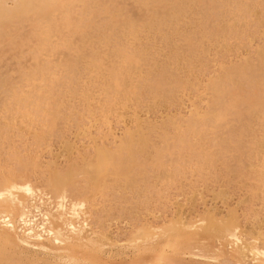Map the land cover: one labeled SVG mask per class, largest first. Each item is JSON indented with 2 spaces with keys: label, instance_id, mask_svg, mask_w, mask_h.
I'll return each instance as SVG.
<instances>
[{
  "label": "bare ground",
  "instance_id": "1",
  "mask_svg": "<svg viewBox=\"0 0 264 264\" xmlns=\"http://www.w3.org/2000/svg\"><path fill=\"white\" fill-rule=\"evenodd\" d=\"M9 1H11V4H9ZM136 1L140 4L144 3L143 7H145L144 5L148 0ZM163 1L170 5L168 12L164 15L162 13L160 14L159 10L161 9V6H151V10H149L150 15L147 17L146 23L144 24V22L141 21L144 25L142 24L143 26L140 27L136 25L137 23L133 19V7L128 6V8L125 9L121 3L122 1L0 0V57H3L2 59H16L19 61L25 57L26 53H29L31 60V64L29 65L24 64V61V63L20 61L19 69L15 70V76H12L8 71L0 73V147H2L1 144L4 141L9 143V141L12 140L13 134H16L17 137H20L19 140H22V137H25L30 133L36 149L39 148L37 145L40 144L39 146H41L44 137H48V139L50 138V133L54 136V131L55 133L58 131V134H60L59 132L62 128L60 127L57 130L55 124H57L56 126L60 124V126L63 127L65 122L67 123V121L72 120L70 124L69 122L68 124L74 125L76 122V124L72 126L79 128V131L82 122L81 118L86 115H89V118L104 117L108 112L112 113L114 110H116L117 114H121L122 111L119 113L117 109H115V106L120 105L123 110H127L128 103L130 102H133L135 106L140 104L142 107V104L145 103H149L147 105L151 106L157 103L156 100H167L170 98V95L172 94H170V92H172L170 89L175 87L179 81L182 82L187 79L183 80L181 78V80L179 78L180 80H177L176 77H179L178 74L181 69H179L178 74L175 72L177 71L176 69L180 67L179 64H186V69L188 66L189 68H195V59L209 49H205L206 47L204 46V48L199 46L201 45L199 44L200 39L195 38L194 36H188L190 34H186L184 31L187 25L193 26L195 32L198 29L201 30L204 16L200 10V0ZM187 1L188 3L189 1L193 2V4H191L193 8H188L191 13L189 14L191 15L189 18L185 15L187 13L185 2ZM148 3L150 4V2ZM207 9L208 7L206 10ZM135 14L136 13H134V15ZM262 16H264V0H242L237 11L231 17L222 20V25L226 28V32H228L229 36L234 35L236 38H239L240 36L246 35L245 32L247 33L248 31H245V28L247 29L248 25L251 23L263 24L264 20L262 21ZM193 23H195V25ZM218 29L219 28H214L210 31V34L207 37L208 42L211 41V38L213 37L218 38L219 33H221L218 32ZM139 34H145L147 36L148 39H146V42L144 43L146 46L141 44V41L138 38ZM246 36L248 37V35ZM188 37L193 40H188ZM137 40L139 42L138 44L134 42ZM223 42V48L224 45L226 48L228 44H226L225 40ZM237 42L238 40L236 43ZM154 45L158 46L155 47ZM231 46L229 45V48ZM233 46L235 47V45ZM258 48L257 51L259 49L261 50H259L258 53L257 51L255 53L257 56L256 61H253L250 58H244L239 64H232L226 68H222L221 71L226 74V80H230L229 85L224 84L223 79L219 74L212 77L211 80L209 79L207 84V89L209 90L208 93L213 97L215 96V98L220 96L224 102V107L220 109L217 106V103H210L208 109L204 111L205 113L203 112L204 114L194 111V113L197 114H192L186 119L185 124L182 126L180 123L184 121H178L179 123H176L178 127L175 129L174 126H176V124H174L173 121L175 118H171L172 120L169 121L168 124L173 126L170 127L175 130V135H170V132L168 133L169 130L166 129L168 124L164 125V122H166L165 120L162 122V126L164 125L166 127L165 129L168 131H162L161 135V130L158 128H161L162 126L160 127L156 125V128L153 125H149L148 129H150V126H153L160 130L158 131L160 132L159 137L158 135L156 137H158L157 139L159 141H157L160 145H165L164 148H167L169 145L178 147L189 144L190 147H186L191 149L194 158L190 156V159L188 158L186 161H181L182 167L185 164L188 165L187 170L190 171L189 173H195L202 176L205 173L204 171L210 170L214 161H217L216 159L220 158L224 161V164L226 163V168L229 169V162L232 159V157L226 153V149L222 151L223 154L221 155L215 154L214 147H211L210 143L207 141H204V144L201 146L200 142L208 130L201 129L199 123L208 119L213 120V123H223L226 120L225 116L227 115V112L231 110L229 108L230 106L238 109L242 119L247 122L252 118L260 117V115H263L264 117V84L254 83L245 90L243 85L235 80V76L247 73V71H251L256 75V80L258 81L262 80L261 77L264 79V49ZM227 49L228 48H226V50ZM64 50L65 52L68 51V56L66 61L60 63L57 60V56L59 54L63 55L62 51ZM160 54L161 56L163 55V58L161 57L162 60L158 61V58L156 59L155 57L157 55V57H159ZM173 63H176L179 67L174 66L175 64L173 65ZM172 66H174V68L176 67V69L174 70ZM171 67L173 68V71H175V74L171 73ZM157 77H162L161 80H164L162 81L163 83H161V86H159L160 81H157ZM154 79L157 83H154L156 82ZM185 81L183 83H186ZM65 98L67 100L66 102L64 101ZM75 98L77 101L79 98L78 102H81L80 108L82 107V109L79 107L77 108V106L73 107L75 104H72L71 101L70 104L68 103V100L71 99H73L74 102ZM238 103L244 105L245 109L240 110L239 107H237L239 105ZM63 108L68 110L66 111L68 112L67 114L63 113L65 111ZM261 112L262 114H260ZM133 116L135 117L133 119V123L135 122V126L133 125L134 128H131L130 126V128L127 129L125 127L124 135L119 137V142H115L117 143V146L114 150L109 149V146L107 148V146L104 145L99 146L98 144H93V154L91 153V155H89L90 158L88 159V155H84V157H87V160L84 159L87 162L82 161L84 165L83 170L82 172L79 171L77 173L81 172L80 174L86 176L85 179L84 177L81 178L85 181L84 186L87 190V194L90 193L84 200V202L88 204V207H90L91 192L94 190L93 185H96L97 187L102 184V186H104V182L100 183L99 181H101V179L105 180V176H108L110 171L112 172L110 173L112 176L114 174L113 170H120L118 168L123 170L125 166L124 172L128 170L130 171L133 164L129 165V167L127 166L129 162L133 163L134 161H139L141 158L146 161V164L148 161V164H151V161H155L154 164L159 166L161 162V154H156V150H160L158 147L159 144L156 142V144L152 143L151 139H149L150 137L148 138L146 136L147 131L144 132L145 135L143 132H140L145 130V127L148 124L143 125V129L139 124L141 121H139V116H136L135 113ZM88 117L85 118L89 119ZM58 120L62 121L63 125H61L62 122L59 123ZM85 121L86 120L84 119V122H82L83 128L81 127V131L83 133L80 134L82 136L86 133V131H84V127H87ZM175 121L177 122V120ZM68 124L65 125L68 126ZM260 127L263 128H261L262 135L259 137L258 134L257 138H254L249 143L250 153L243 157L246 160L243 173L245 176L247 171L248 175H252L250 177L254 180L252 182H255V187L253 185L251 187V183H248L251 187L249 193L252 191V195L256 194L255 196L257 197L258 193H260V196H262V202L260 199L259 200L263 203L262 205L264 207V124ZM163 129L164 128L162 127V130ZM212 130L214 132V126L212 127ZM63 132L64 131H62V133ZM45 134H47V136ZM77 134H79V132ZM109 134L114 136L111 133ZM65 140L66 139L63 141L61 140V145H65L67 149L69 147L71 148L73 144L68 143L67 141L66 143ZM22 141L25 144L24 139ZM13 146H15V143ZM63 147L62 149L65 150L66 148ZM149 147L153 150L155 149V155L149 156L147 159L145 158L147 154H145V152ZM13 150L11 153L4 155V157L6 158L7 155H12L8 161L12 160V162L16 163V168L13 166L7 167L0 165V224H3L0 225V264H114L115 262H107L109 261V258L112 259V256L106 252H104V254L101 252L98 256H92L93 254H90L91 252L89 253L85 249L76 250V247H85L90 248L91 250L105 244L104 242L99 241V239L104 238L110 240V238L114 236L110 237L111 235H105L91 227L90 223H92V215H87L84 212L78 213V210L83 208L84 205H81V203H78L71 197V187L79 188L74 185L76 182L73 181V179L71 180V178H73L72 173L75 171V165H70L66 167V169L63 168L65 169L63 171L60 169H52L46 170L45 172L47 173L44 172L45 174L40 172L39 175L42 176L39 177H42V182H38V184H42V188L40 186L37 188L36 185L38 184L35 185L30 182L27 175L24 173L30 170L33 174L34 169L37 167L39 168V156L36 152L34 155H31L33 149L30 153L27 152L26 155H19V152L17 153ZM1 154L3 155L2 151ZM84 154H87V152ZM9 156L7 157L9 158ZM236 156L237 158L241 157L239 155ZM142 159L140 161H142ZM176 162L177 164L181 163L180 161ZM163 163L164 162L162 161L161 164ZM152 165L153 163L151 166ZM141 166L142 165L140 164L138 167L143 169ZM143 166L146 168V165ZM179 166L181 165L179 164ZM169 167L168 169L171 168V170L173 169L174 171V168ZM126 168L129 169L126 170ZM147 168L146 170H148L147 172L149 173V169ZM213 168L215 169V166ZM141 169L137 168L138 171ZM160 169L156 170L159 174H154V177H157L162 172L164 173L168 170ZM117 170L115 173L121 174V172H117ZM146 170L144 172H146ZM178 170L177 171L180 172L179 174L181 175V168ZM134 171H132V175H134ZM154 171L153 173H155ZM177 171L175 169V172ZM124 172L122 174H126ZM175 172L173 174H175ZM134 173L136 174L137 172ZM150 173L151 175L153 174L151 170ZM74 174L76 175L75 172ZM164 174L161 175L165 176ZM118 175L119 174H117V176ZM135 178H137V176H135ZM164 178L167 179V177ZM124 179L122 181H124ZM125 180H127V178ZM122 181H120L122 184L126 182ZM108 182L111 181L108 180ZM109 185L110 184L108 183V187ZM130 185L135 186L134 184ZM102 186L101 190L104 191ZM106 189L108 190V188ZM217 193L218 195L221 194L218 191ZM93 194L96 193L93 192ZM209 212L201 216L202 218H200V221L202 222L196 223L197 225L193 226L192 231L194 232H189L188 228H184L187 231L186 233L189 232L193 236L196 235L195 238L191 236L183 239L180 236L181 239H178L179 234L185 230H177V227L183 228L185 225L191 224V221H182L180 218H178L179 220H174H178V223L174 222L175 225L170 224L169 222L171 221L168 222L169 225L166 224L168 225L166 227H164L163 224H160L161 232L165 233H163L165 238L162 237L161 239H151V235H153L154 232L151 230V226H147L148 224L136 228L130 233L129 237L122 242L124 243L122 246L128 248L130 255L129 257L127 256V259L125 258V261H121L123 263H119L168 264L171 259L179 260L180 255L182 254H187L190 257H198L201 254L200 257L203 256L202 258H205L203 254L205 253L206 255L205 251L211 249L208 250V245L210 244V246H212L213 242H210L208 239L209 244L205 241L208 244L206 245L200 241L202 239L201 237L199 238V236H204L205 233H210V231L213 233L212 230H214V227L212 226V223L210 225V219L215 218L216 221L220 220V222H223L222 219L225 217L223 222L226 223L227 227L225 233L231 236L230 239L227 238L228 242L226 243H231V240H235L233 251L235 250L234 252L237 254L234 257L237 262L235 259L233 260L236 263L239 261L238 264H264V231L262 230V227L264 226V217L257 221L256 228L255 224L252 223L254 227L252 225L251 227L253 228L247 231H240L241 229H239L240 226L235 218L236 216L231 213V211L227 213L229 214L227 217H219L220 219H218V215L213 216L212 214H209ZM207 214L212 216V218H209ZM204 215L208 216H206L207 219ZM254 218H256V215ZM204 220L206 221V224L204 223ZM208 220L209 224L207 223ZM260 224L262 226H260ZM220 226H218V228ZM221 227L220 230L224 229ZM174 228H176L177 231H180L179 233L177 232V238H168L169 235H173L174 232L176 234V231H170L172 233L169 235L167 234L168 237H166V231ZM156 231H158V229H156ZM159 232L157 234H159ZM211 235L209 236L211 237ZM160 236L163 235L161 234ZM212 236L214 237V234ZM215 237L217 238L218 236L215 235ZM222 237H224V233H222ZM232 237L234 239H232ZM227 239L225 240L227 241ZM106 240L104 241L107 242ZM110 242L113 245L118 244L116 240L114 241V238L111 239ZM120 242L121 241H119V243ZM216 243L214 244L215 246H217ZM219 244L220 242H218V245ZM164 247L167 248V252L172 254L171 257L164 253ZM225 247L227 246H224V248ZM214 250L216 251V249ZM219 250L220 249H217L218 252L216 251V253H220L221 250ZM146 251L148 252L146 253ZM33 252H38L39 254L34 255L35 253ZM30 254H32L31 257H27L30 256ZM40 255L43 257H40ZM227 256L225 257L226 259ZM225 258L223 257V259ZM223 259L221 258V260ZM228 259L225 260V262H228Z\"/></svg>",
  "mask_w": 264,
  "mask_h": 264
},
{
  "label": "rangeland",
  "instance_id": "2",
  "mask_svg": "<svg viewBox=\"0 0 264 264\" xmlns=\"http://www.w3.org/2000/svg\"><path fill=\"white\" fill-rule=\"evenodd\" d=\"M118 1H120V2L122 1L121 3L125 7V9L128 8V6L133 7L134 13H136L135 15L133 13V16H134L133 19L137 23L136 25H138L140 27H142L146 23L147 17L150 15L149 10H151L150 9L151 6H157V5L161 6V9L159 11H160V14L162 13L163 15L166 12H168V10L170 8V5L163 0H153V1L148 0V1H146L147 3L144 5L145 7H143L144 3L140 4L136 0H116V2H118ZM215 1H217V2H215ZM148 2H150L151 5ZM200 2H201L200 10L202 11V14L204 16L202 26H201V30H199V29H198L199 31L196 30L197 33L199 32L198 35L196 36L197 33L194 31L195 30L194 27L187 25L186 28L184 29V31L186 34H190L188 36H194L195 38H199L200 39L199 44H201L199 46H202V48L206 47L205 49H209V50L208 51L206 50L205 52H203L204 55L203 54L200 55L197 58L198 60L195 59L196 62L195 61L194 62L196 64L195 66L197 68L196 67L195 68H189V66H188V68L186 69V67H187L186 64H179V66H180L179 67L178 65H176V63H173V65L175 64L174 66H177L179 68L176 69V67L174 68V66H172L174 68V70L175 69L177 70L175 72V71H173V68L171 67L170 71H172L171 72L172 74L174 72L178 74L179 69L182 70V71L180 70V73L182 75L179 73L178 74L179 77H176L177 80L179 81L181 78L183 80L187 78L188 80L187 79H186V81L184 80L186 83H183L184 81H182V82L179 81L175 87H172L173 89L172 88L170 89L172 91V92H170V94L172 93L170 95L171 97L169 96L170 98H168L167 100H161V99L159 100L158 99L160 102L156 100L157 103H155L154 105H151V106L147 105L149 103H145V104H142V107L140 104L135 106L133 104V102H130V103H128L127 110L126 109L123 110L120 105H119L120 108H119V106H115L116 107L115 109H117V111L119 113H120V111H122L121 114H117L116 110H114L115 112L114 111L112 113L108 112V114L104 117L100 116V117H95V118H89L90 116L88 115L89 116L88 117L86 115L85 117H88L89 119H87L85 117L81 118L82 122H84V119L86 120L85 125H87V127H84L85 128L84 131H86V133H85L86 135L84 134L83 136L80 135L81 133H83L81 131L83 128L81 120H80V122H81L82 128L80 127L79 131H78L79 128H77L76 126L73 127L76 124L75 121H73V122H75L74 125L72 124L73 126L69 125L72 120L67 121V123L65 122V124H68V122H69V124L67 126L65 124L63 125L62 121L58 120L59 123L62 122L61 125H63V127H62V126H60V124H58V126H56L57 124H55V128H57V130L60 127L62 128V129H60L61 131L59 130L60 134H58V131L56 132L57 134L54 131V136H55L54 137L53 134L50 133L49 134L50 138L48 139V137H44V140H43L41 146H39L40 144L37 145V147H39V148H36V149H35V146L32 142V137L30 136V133H28L25 137L21 138L22 140L24 139L25 144L22 140H19L20 137H17L16 134L15 135L17 138L13 134L12 140L9 141V143L4 141L1 144L2 147H0V150L3 153V155H2L1 151H0V160H2V161H0L1 166H7V167H9V166L15 167L16 166V163L12 162V160L8 161V160H10V157H12V155L11 156L7 155V156H9V158L7 156H6V158L4 157V155L11 153L13 149H15L13 151H15L17 153L19 152V155H23V154L26 155L27 152L30 153L32 149L33 150L31 152L32 153L31 155H34L36 152V154L39 156V158H38V161H39L38 166L40 165L39 168L36 166L37 168L35 167L36 169H34L33 174L31 173L30 170H28L26 173H24L27 175V178L30 180V182H32L35 185L38 184V182H40V183L42 182L41 181L42 177L41 178L39 177V176H42V175H39L40 172L41 173L43 172V174H45V173H47V172H45L46 170H52V169L53 170L60 169L63 171L66 169V167H68L70 165L71 166L75 165V168L70 167V168H74V170H75L72 173L73 178H71V180L73 179V181L76 182V183H74V185L79 187V188H76L73 186L71 187V195H72L71 197H72V199H74L78 203H81V205H84L83 208L78 210V213L84 212L87 215L88 214L92 215L91 216L92 217V223H90L91 227H93L94 229H96L99 232L104 233L105 235H108V234H109L108 236L111 235L110 237L114 236V237L110 238V240L109 239L106 240L104 238L99 239V241L104 242L105 244L101 245L99 247H95L91 250H90V248H85V247H76V250L85 249L89 253L91 252L90 254H93L92 256H96V255L98 256L99 254H101V252H103V254H104V252H106L107 254H110L112 256V259H113L112 260L111 258H109L108 259L109 261H107V259H106L107 262H110V263L115 262L114 264H120V263H123L121 261H125L130 255L128 248L122 246V244H124L122 242L125 241V239L127 237H129L130 233L133 230H135L136 228H138L142 225L144 226V224L145 225L148 224L147 226H151V230L154 232V234L151 235L152 236L151 239L156 240V239H161L162 237L165 238L164 237L165 233L163 232L164 233L163 234L161 232L160 224L161 225L163 224L164 227H166L169 225V223L174 224V225L176 222L178 223V220H179L178 218H180L182 221L183 220H189V221H191V224H187V225H185V227L182 228L181 227L182 225L180 224L181 222L179 221L181 228H179L177 226H175V227L178 228L177 230H179V229L183 230L184 228L185 229L188 228L189 232H194V231H192L193 226L197 225L196 223L202 222V221H200V218H202L201 216L205 213H208L209 211H210L209 214H212L213 216L218 215V219H220L219 217H222V218L224 216L227 217V215H229L227 213H229V211H231V213H233L236 216L235 218L237 219V221L239 223V226H240L239 229H241L240 231L250 230L251 228L254 227L253 224H255V228H256L257 221H259L260 219H262L264 217V207L262 205L263 203H261L262 202V196H260V193H258V197L255 196L256 194L252 195V193H253L252 191L250 192L251 194L249 193L252 185L255 187V182H252L254 180L250 177L252 175H248L247 171L245 173V176L243 173L244 172V164L246 163V160L243 157H245L248 153H250L249 143L254 138H257L258 134H259L258 135L259 137L262 135V131H261L262 127H260V126L261 125L263 126V124H264L263 115H260V117H258V118H252L249 122H247V121H244L242 119L238 109L230 106L229 108L231 110H229L227 112V115L225 116L226 120L223 123H213V120H211V119H208L202 123H199V126L201 129L208 130L206 132V134L203 136L202 141L200 142L201 146L204 144V141H207L208 143H210L211 147L212 146L214 147V152L217 155L223 154L222 151H224L226 149V153L232 157V159L229 162V164H230L229 169L226 168V165H225L226 163L224 164L223 163L224 161L220 158V159H216L217 161H214V164L210 168V170L204 171L205 173L202 176H200L199 174H195V173L194 174L189 173L190 171L187 170L188 165L187 164L183 165V167H184L183 168L182 162H181V161H186L188 158L190 159V156H192L194 158V155L192 154L191 149L189 148L190 147L189 144H186V146H189V147H186V146H178V147L174 146L173 147L172 145H169L170 148H169V146L167 148H164L165 145H160V143H158L159 140L157 138L159 137V133H160L158 131L161 130V133H160V135H161L162 131H165L166 129H168L169 131L168 130H166V131H168V133L170 132L169 133L170 135H172V134L175 135L176 133L174 132L175 131L174 129L176 127H178L177 126V124L179 123L178 121H180V122L184 121V122L180 123V125L182 126L183 124H185V121L187 118H189L192 114H197V113H194V111L203 113L204 111H206L208 109L210 103L211 104L217 103V106L220 109L222 107H224L225 106V105H223L224 102L220 96H217L215 98V96L213 97L212 95H210L208 93L209 90L207 89V84L209 82V79L211 80L212 77L219 74L220 77L223 79L224 84L229 85L230 80H226V74L221 71L222 68L223 67L226 68L232 64H239L244 60V58H250L251 60L256 61L257 56L255 53L257 51V48L259 47V48L264 49V23L263 24L262 23H260V24L259 23H251L250 25H248L247 29L245 28V31L246 30L248 31L247 33L245 32V34L248 35V37L246 35H243V36H240L239 38H236L234 35L229 36L228 32H226V28L222 25V20L231 17L237 11V8L241 5L242 0H200ZM9 4H11V1H9ZM191 4H193V2H190V1H189V3H188V1L185 2L186 12H187L185 15L187 18H189L191 16V15H189L191 13L189 12V9H188L189 7L193 8V6ZM207 7H208V9H207L208 11L206 10ZM140 9H142V10H140ZM215 12H216V15H215ZM221 12H222V14H221ZM225 15H227V16H225ZM261 19L263 21L264 16H262ZM141 21H143L144 24ZM193 24L195 25V23H193ZM245 27H247V26H245ZM190 28H192V29H190ZM214 28H219L218 32H221V33H219L218 38L213 37V38H211V41L208 42L207 37L210 34V31ZM192 33H194V34H192ZM248 33H250V34H248ZM138 38L140 39L142 45L146 42V39H148L145 34H139ZM129 39H131V38H129ZM187 39L193 40L190 37H188ZM224 40H225L226 44H228V46H226V48H228L227 50L225 48V45L223 48V43H224L223 41ZM237 40H238V42L236 43ZM245 40H246V42H245ZM156 41H157V39H156ZM134 42L136 44L139 43L138 40L134 41ZM234 43H236L237 46ZM229 45L230 46L235 45V47L233 46V48H232V46H231L229 48ZM144 46H146V44H144ZM154 46L157 47L158 45H154ZM259 50H261V49H259ZM259 50L257 51V53L259 52ZM81 51H82V49H81ZM62 53H63V55L59 54L57 56V60L60 63H62L63 61H66V58L68 56V51L65 52V50H64V51H62ZM28 54L29 53H26L25 57L19 61L16 59H10L9 60V59H5V58H4L5 59L4 60V59H2L3 57H0V73H4L5 71H8L10 74H12V76L13 75L15 76L16 75L15 70L19 69V62L20 61L21 62L24 61L25 63L24 62L23 63L27 64V65L31 64L30 54L29 55ZM157 56L155 58L156 59L158 58V61L159 60L161 61L162 60L161 57L163 58V55L161 56V54H160L159 57H157ZM183 65L185 66V68ZM61 68H62V65H61ZM161 78L159 77L157 80L158 82L160 81L159 86H161V83H163L162 81H164V80H161ZM256 78H257V76L254 75L251 71H247V73L238 74V76H235L236 82H239L241 85H243L245 90H247L250 87V85L254 84V83H256V84L257 83H263L264 84V82H263L264 79L262 77H261V79L263 81L262 80L258 81V80H256ZM164 79H166V78H164ZM84 80H86V79H84ZM173 80H175V79H173ZM157 81L154 83H157ZM85 82H87V81H85ZM61 99H62V97H61ZM75 100H74V102H73V99L68 100L69 101L68 103L70 104L72 102V104H75V105H73V107L77 106V108L78 107L80 108L81 102L80 103L78 102L79 98H78V101L76 98H75ZM64 101L65 102L67 101L66 98ZM147 101H148V99H147ZM68 103H66V104H68ZM234 105H236V104H234ZM237 107H239L240 110L245 109L244 105H241V104H239ZM140 108H144V109H140ZM80 109H82V107ZM66 111H68V110H65L63 113L67 114L68 112H66ZM134 113L136 114V116H139V121L141 120L139 122V124L142 126L143 129H144L143 125L148 124V125H146L147 129L145 127V130L141 129L143 131H140V132H143V134H144V132L147 131L146 136L148 138L150 137L149 139H151L152 143L156 142L157 144H159L158 147L161 151L156 150V154H161V158H162L161 162L163 161L164 163L161 164V162H160V164H159L158 162H156L157 164H159V166H160L159 167L158 165L154 164L155 161H151L150 163L151 164L153 163V165H155V166H153V165L151 166V164H148L149 161L146 164V161L141 158L143 161V163H142V161H140L141 159L138 158V159H140L139 161H134L133 163L129 162L128 165L126 164L127 166L133 164L132 165L133 168L131 167L130 169L131 170L133 169L132 171L136 170L134 172H137V173L135 174L133 172L134 175L131 174L132 173L131 170L130 171L128 170L129 168L128 169L126 168V170H128V171L124 172V170H125L124 168L126 166L123 168V170H121V168H118V166H117V168L120 170H117V169L116 170H117V172L118 171L121 172V174L117 173V174H119L117 176V174L115 173L116 170H113L114 171L113 173L116 175L113 174V176H112L110 174L112 172L110 171V173H108L109 175L105 176V178H106L105 180L101 179V181H99L100 183L104 182V186H102V184H100V183H99L100 185H98L97 187H96V185L95 186L93 185L94 190H92L91 196L89 195L91 201H90V207H88V204H86L84 202L85 198L88 196V194H90V193L87 194V190L85 189V186H84V184H85L84 179L86 178V176H83L82 174H80L82 172L83 166H84L82 161L87 160V157H84V155L85 156L88 155V159L90 158L89 155H91V153L93 152V149H92L93 144L94 145L98 144L99 146L104 145V146H107V148L109 146V149L114 150L117 146V143H115V142H119L118 141L119 137H121V135H124L125 127L127 129L130 128V126H131V128L132 127L134 128V126H135L134 125L135 122L133 123V119L135 118L133 116ZM198 114H200V113H198ZM260 114H262V112ZM171 118H175L173 120L174 124L177 123L176 126H174V129L172 128L173 127L172 125L168 124V122L172 120ZM164 120L166 122H164ZM175 120H177V122ZM162 122L165 123L164 125L168 124V127L166 128L164 125L162 126V124H163ZM83 125H84V123H83ZM149 125H153L156 128H157V126H160V127L162 126L164 129L162 130V127H161V128H158V129H160V130H158L153 126L152 127L150 126V129H148ZM170 126H172V127H170ZM213 126H214V132L212 130ZM154 129H155V132H154ZM149 130L150 131L153 130V131H151V133H150ZM62 131H64V132L62 133ZM77 131L79 132V134H77L78 133ZM109 133L113 134L114 136L110 135ZM45 135L47 136V134H45ZM57 135H60L61 137L57 136ZM157 135H158V137H156ZM27 137H28V139H27ZM29 137H31V138H29ZM45 139H46V141H45ZM64 139H66L65 142L67 141L68 143L73 144V145L71 144L72 145L71 148L69 147L70 149L69 148L67 149L65 147V145H63L64 147L61 145V143ZM16 140L22 141V142H17ZM65 142H64V144H65ZM14 143H15V146H13ZM21 143H23V144H21ZM27 144L30 146H28ZM47 145H48V148H47ZM113 145H115V146H113ZM11 146H13V147H11ZM33 146H34V148H33ZM111 146H113L114 148ZM44 147H46V148H44ZM62 147L66 148V149L64 150V149H62ZM173 149H176V150H173ZM67 150H68V152H67ZM7 151H9V152H7ZM154 151H155V149L153 150L152 148L149 147L147 149V151L145 152V154L147 153L145 158L148 159L149 156H152V155L154 156L155 155ZM85 152H87V154H84ZM173 154H175V155H173ZM236 155H239L241 157L237 158ZM150 158H152V157H150ZM3 161H4V163H3ZM144 161H145V163H144ZM176 161H180L181 163L177 164ZM85 162H87V161H85ZM139 162H141V163H139ZM173 162H175V163H173ZM134 164H135V166H134ZM140 164L142 165L141 167H143L144 170L138 167V166H140ZM169 164H170V167L174 168V171H173V169L171 170V168L169 167ZM179 164L181 166H179ZM143 165H146L145 166L146 168L148 165H150L147 168V169H149V173L147 172L148 170H146V168H144ZM136 166L138 169H141L140 170L141 172L137 170ZM214 166H215V169L213 168ZM149 167H151V168H149ZM165 167H167V168H165ZM168 167L170 169H168ZM63 168H65V169H63ZM160 168L168 169L169 171L167 170V172H164L165 174L163 172L162 173L160 172L161 174H164L165 176L160 174L157 177L156 176L154 177V174H159L158 172H156V170H158ZM180 168L182 171L181 175L179 174L180 172H178V171H180V170H178ZM175 169H176V171L177 170L178 171L175 172ZM145 170H146V172H144ZM150 170L152 173L155 170L154 171L155 173H153L151 175ZM79 171H81V172L77 173ZM160 171H161V169H160ZM163 171H165V170H163ZM74 172L76 173V175L74 174ZM123 172L126 174L128 173L127 176H126V174H122ZM174 172L177 175L173 174ZM207 172H209V173H207ZM129 174L132 176H130ZM240 174H242V175H240ZM36 176H38L40 179ZM121 176L123 179L125 177L127 178V180H125L126 178L124 179V181H126V182L122 181L123 180L122 178L120 179ZM135 176H137V178H135ZM151 176H153V177H151ZM177 176H178V178H177ZM81 177H84V179ZM132 177H134V178H132ZM164 177H167V179ZM152 178H154V179H152ZM108 180L111 182H108ZM239 180H240V182H239ZM120 181H122L124 183L122 184ZM119 182H120V184H119ZM127 182H128V184H127ZM40 183L38 185H36L37 188H39V186L42 188V186H41L42 184H40ZM108 183L110 184L109 187H108ZM248 183L249 184L251 183L250 184L251 187L249 186ZM130 184H134L135 186L130 185ZM101 186H102L103 190L105 191V193H104V191L101 190ZM99 188H100V190H99ZM106 188H108V190ZM97 190H99V191H97ZM136 190H137V192H136ZM217 191L221 194L218 195ZM93 192L96 194H93ZM97 192H98V194H97ZM124 192L127 194H125ZM217 195H218V197H217ZM156 196H158V197H156ZM123 197H124V199H123ZM152 197H153V199H152ZM259 199L261 200V202ZM86 207H87V209H86ZM118 207H119V210H118ZM207 215H204V217L206 219L209 216V215L208 216ZM255 215H256V218H254ZM209 218H212V216H209ZM176 219H178V220L174 221ZM224 220H225V217H224V219H222V221L224 222ZM169 221H171L172 223ZM206 221L204 222L205 224H206ZM213 221H214V224H213ZM254 221H255V223H254ZM223 222H220V220L216 221L215 218L210 219V225L212 223V226L214 227V230H212L213 233H211V231H210V233H208V232L205 233L206 237H205L204 233H203L204 236L203 235L199 236V238L201 237V239H202L200 241H202L206 245L209 244L208 243L209 240H210V242H213L212 246H210V244L208 245L209 246L208 250L210 248L211 249L209 251H205L206 255H205V253L204 254L202 253L205 258H202L203 256L200 257L201 254L198 257L195 256L196 258L193 256L190 257L187 254H185V255L182 254V255H180L179 260L178 259H171L168 264H224V263L238 264L239 261H238V263H236L237 260H236V258H234L237 254L234 252L235 250L233 251V249H234L233 246L235 244L234 243L235 240L234 241L231 240V243H226V242H228L227 238L230 239L231 236H229V235H227V233H225V231H226L225 229L227 227H226V223H223ZM207 223L209 224V220ZM258 223H260V222H258ZM166 224H168V225H166ZM0 225H3V224L1 223ZM176 225H178V224H176ZM220 225L224 229L220 230V227H221ZM251 225L253 227H251ZM218 226H220V227L218 228ZM258 226H259V224H258ZM260 226H262V225L260 224ZM153 228H155V229H153ZM189 228H191V229H189ZM156 229H158V231H156ZM159 229H160V232H159ZM177 230H176V228L169 230V231L167 230L166 231V237H168V235L172 233L170 231H176V234H177V232L179 233L180 231H177ZM262 230L264 231V226L262 227ZM158 232L160 235L162 234L163 236H160L159 234H157ZM183 232H184V235H183ZM183 232L180 233L179 236H178V234L176 235L174 232V234H173L174 236L169 235L168 238H177V236H178V239H181V238L185 239V238H188L191 236L194 238L196 237V235L193 236L189 232H188L189 234L186 233L187 232L186 230ZM222 233H224V237H222ZM155 234H157V235H155ZM208 234L209 235L214 234V237L211 235V237H212L211 238ZM175 235H176V237H175ZM215 235L218 237L220 236L223 239L220 237L216 238ZM157 236L160 238H158ZM180 236H181V238H180ZM225 236H228V237H225ZM113 238H114V241L116 240L118 242V244H116V245L111 244L110 241ZM225 239H227V241ZM232 239H234V238L232 237ZM104 240H106L107 242L109 241L108 243H110V244H108ZM119 241H121L120 242L121 244L119 243ZM218 242H220L221 245L220 244L218 245ZM215 243L217 246L214 245ZM231 244H232V246H231ZM213 246H215V247H213ZM224 246H227L228 248L227 247L224 248ZM214 249H216V251H217V249H220L221 251L219 250L220 253H216V251ZM164 250H165L164 251L165 254H167L170 257L172 256L171 253L167 252L166 247H164ZM223 251H224V253H223ZM147 252L148 251H146V253ZM33 253H35V252H33ZM208 253H210L212 256ZM38 254L39 253L37 252L34 255H38ZM227 254H228V256H227ZM27 255H29V254H27ZM31 255L32 254H30V256H27V257H31ZM89 256H91V255H89ZM226 256H227V259L229 258L228 259L229 263L227 261L225 262V260H227L225 258ZM40 257H43V256L40 255ZM223 257L225 259H223ZM221 258L224 260V262H223V260H221ZM110 259H111V261H110ZM233 259H235L236 262ZM128 260H130V259H128ZM34 264H36V263H34ZM83 264H85V263H83Z\"/></svg>",
  "mask_w": 264,
  "mask_h": 264
}]
</instances>
